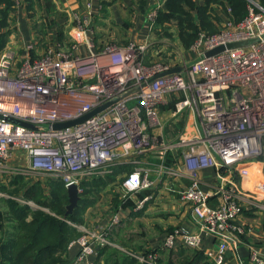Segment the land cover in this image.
<instances>
[{
	"label": "built area",
	"instance_id": "2783aa9c",
	"mask_svg": "<svg viewBox=\"0 0 264 264\" xmlns=\"http://www.w3.org/2000/svg\"><path fill=\"white\" fill-rule=\"evenodd\" d=\"M164 1L153 0L148 11L151 26ZM226 10L231 12L229 5ZM224 21L215 31H198L190 45L195 53L191 58H176L153 43L135 41L107 42L94 49L90 41L83 44L77 36L56 56L47 51L35 58L25 56L17 64L13 51L0 54V172L21 152L27 163L14 166L15 170L49 174L65 187L75 185L79 190L82 181L109 164L148 153L164 162L167 151L180 148L178 172L189 184L175 192L190 207L197 230L174 228L162 245L172 248L179 242L198 248L202 235H210L217 244L206 251L207 258L212 264H225L229 244L246 232L238 224L239 192L232 181L205 190L198 172L211 167L218 179L227 170L250 181L249 168L263 153L264 3L247 0V12L240 20L229 16ZM77 30H83L82 25ZM236 41L242 44L226 46ZM221 44L222 50L205 54ZM174 67L180 70L171 72ZM171 101L170 118L186 112L188 120L194 121L186 122L175 142L162 136L165 121L160 108ZM109 102L80 122L54 127ZM155 127L159 134L152 132ZM254 168L262 173L261 167ZM148 175V169L135 168L124 176L122 204L130 200L136 209L144 205L147 197L138 199L134 194L151 186ZM250 187L264 199V178L250 181ZM217 194L221 202L208 205ZM120 217L116 212L101 229L76 225L81 236L69 243L78 247L70 263L93 264L98 248L112 246L140 263L157 264L155 250L133 252L110 240L109 228L119 224ZM249 257L255 264H264V252L253 251Z\"/></svg>",
	"mask_w": 264,
	"mask_h": 264
},
{
	"label": "crops",
	"instance_id": "0c3cea01",
	"mask_svg": "<svg viewBox=\"0 0 264 264\" xmlns=\"http://www.w3.org/2000/svg\"><path fill=\"white\" fill-rule=\"evenodd\" d=\"M7 1H13V4L8 6ZM195 1L202 2L203 0ZM210 5L213 9V12L210 11L212 19H214L215 14L221 16L219 20L214 21L216 26L223 25L224 20L231 16V13L226 10L227 1L217 0ZM223 5L227 14L222 10ZM152 6L153 0H0V54L7 50L13 51V61L19 64L25 56L35 58L47 51L56 56L57 51L67 49L74 38L79 37L83 44L90 41L94 49L102 47L107 42L125 45L129 41H135L137 43H153L152 46H160L163 51L169 48L176 58L194 56L195 53L190 49V46L186 48L181 42L175 21L165 20L158 23H155V21L151 26L148 11ZM39 10L45 12L39 13ZM223 16H225L224 19ZM47 19H50L49 22ZM193 19L197 22V15H194ZM41 20H43L41 23L43 26L42 31H38L35 22H41ZM78 25H82L83 30H77ZM167 35L171 36L167 37ZM185 48L187 53H184ZM170 98L173 99V97ZM173 107V101L162 105L160 113L165 121L162 136L168 141L175 142L178 140V136L181 134L186 122L190 123L192 120H188L186 112L177 118H170L169 111ZM152 132L159 134V128H153ZM181 151L177 147L167 151L164 155V162H160L156 156L154 157L148 153L121 163L109 164L100 168L92 179H108L115 172L116 174H122L123 179L135 168L148 169V178L152 182L151 186L134 194V197L138 199L147 197L144 205L136 209L131 201V204L121 205L118 210H115V213L118 212L121 216L122 213L133 215L132 212L144 209V220L139 221L144 223L152 235L157 236L152 239V244H147L137 252L153 249L157 254H160V257L163 254H171L172 262L176 263L183 258L190 259L195 254H202L205 260L212 264L206 256V251L215 247L217 240L210 235H202L200 247L198 248H187L179 242H176L172 248H166L162 245L167 233L174 228H183L190 232L197 230L190 207L180 202L175 194V190L189 184V179L178 172V166L182 159ZM155 153H158V150ZM15 154V158L10 163L14 166L26 165L25 155L21 152ZM253 162L254 164L250 167H261L262 174H264L263 162L261 163L259 160ZM161 165L163 168H161ZM161 169H164L163 171L170 170L173 173L161 172ZM221 174L223 179H218L215 169L211 167L198 172L200 186L205 190L213 189L219 183L226 184V182L232 181L239 192L238 201L242 206V213L238 218V224L243 226L246 232L239 237L238 242L229 244L225 252V264H240V260L244 264H255L250 261L251 252L255 251L260 254L264 252V199L254 194L249 179H241L237 174H231L227 170H222ZM152 200L153 202L149 204ZM220 202L221 195L217 194L208 200V205L216 206ZM96 212L98 214L93 218V221H98L100 210L96 208ZM115 213H111V215ZM111 215L109 214L104 220L106 221L104 225L98 223L97 229L107 227ZM123 217H120V221L124 219ZM89 221V223H93L92 220ZM121 222L109 228L110 234L113 231L112 238L114 240L119 238L124 240L119 234L122 230L118 228L122 225ZM153 225L157 226L156 229L153 228ZM124 231L126 232V230ZM110 240L112 239L110 238ZM125 241L129 244L128 240L125 239ZM100 248H98V251ZM112 248L114 254L123 256L122 252L117 251L114 247ZM77 253V245L70 247L69 244L67 245V258L72 260ZM96 258L97 255L93 260L94 262ZM160 259L161 261L164 260V258Z\"/></svg>",
	"mask_w": 264,
	"mask_h": 264
},
{
	"label": "trees",
	"instance_id": "16d2710c",
	"mask_svg": "<svg viewBox=\"0 0 264 264\" xmlns=\"http://www.w3.org/2000/svg\"><path fill=\"white\" fill-rule=\"evenodd\" d=\"M217 0H165L163 8L158 10L155 23L165 20H173L178 26V35L184 47L188 48L196 39L200 29L208 32L217 29L215 20L221 18L214 15L212 19L210 11L211 3ZM221 1V0H220ZM231 8V18L240 20L247 12L246 0H226ZM264 3V0H258ZM13 1H7V5ZM223 11L225 7L223 5ZM227 14V12L225 11ZM197 15V22L193 16ZM264 146V139H263ZM98 184L101 179L91 180ZM51 196H42L37 183L26 187L21 178L13 180L12 193L18 194L22 188L23 198L34 201L48 211H53L57 216L65 214L68 196L66 187L60 181L51 183ZM0 190L9 189L0 184ZM82 201H78L74 211L65 216V219L52 216L45 211L33 209L28 205H18L12 199H6L8 210L0 211V264H71L70 259L62 257L66 255L69 241L77 238V229L68 224L70 221H79ZM131 204L130 200L122 205ZM26 217H30L29 220ZM70 241V242H71ZM181 255V254H179ZM104 256L103 262L101 258ZM173 264H210L202 254H195L193 258H183ZM94 264H139L133 257L114 254L111 247L103 246L97 254Z\"/></svg>",
	"mask_w": 264,
	"mask_h": 264
},
{
	"label": "rangeland",
	"instance_id": "374dc122",
	"mask_svg": "<svg viewBox=\"0 0 264 264\" xmlns=\"http://www.w3.org/2000/svg\"><path fill=\"white\" fill-rule=\"evenodd\" d=\"M247 2V0H246ZM44 10H39V13H44ZM47 12V10H46ZM38 13V12H37ZM225 18V16H223V19ZM35 19V18H34ZM37 20V19H35ZM48 22L50 19H47ZM43 22V20H41V22H35V26L38 28V31H42V25L41 23ZM40 25V26H39ZM222 26V25H221ZM221 26H217V27H221ZM76 30V29H73ZM43 35V32L41 33ZM171 36V35H170ZM169 35H167V37H170ZM169 39V38H168ZM155 45V44H154ZM157 46V45H156ZM165 53H169V55H174V53L172 52L171 49L166 48ZM178 53V52H177ZM184 53H187L186 48L184 50ZM191 53V52H190ZM150 55V54H149ZM150 58H152V56L150 55ZM191 58V57H188ZM263 153L258 157L255 158V160H259L261 161V163L263 162V167H264V146H263ZM254 160V161H255ZM9 167L7 169H4L0 172V184L3 185L4 187L8 188V191H3L0 190V211H6L8 210L7 205H6V199H12L15 202H17L18 205L22 206V205H28L30 207H32L33 209H37V210H42L45 211V213L52 215V216H57L53 211H48L46 208H44L42 205L31 201V200H27L26 198H23V194H22V188H19V192L18 194H13L11 189L13 188V180L15 178H21L22 180V184L24 185V187L30 185V184H34L37 183L39 188H40V192L42 196H51V183L52 182H57L59 181L57 178L55 179V177L49 175V174H43V173H39V172H33L30 171L28 169L26 170H15L13 167L14 165H12L10 162H8ZM115 170V169H114ZM113 170V172H114ZM264 172V169H263ZM249 174H250V181H255V180H260L264 178V174L263 176L261 175L262 173L259 172L257 173L255 171V168H249ZM122 179V174H116V172L114 174H112V177H108V179H101V181L98 184H95V182H92L91 180H84L82 181V183L79 186V190H78V195H79V202L82 201L81 203V207H79L80 210H78V213L80 212V223L79 221H70L68 220V224L71 227H75L76 225H81L84 226L86 229L88 230H95L97 228V224L99 223H106V221H104L108 215L111 213H115V210H118L119 207H121L122 203H121V187H120V182ZM62 183V182H61ZM176 191V190H175ZM175 194L177 195V193L175 192ZM177 199H178V195H177ZM153 202V200L149 203L151 204ZM69 204V201L66 202V211L65 214H60L57 217L61 218V219H65V216L67 214H70L74 211V208L67 213V205ZM109 207V208H108ZM100 210V215L97 218L98 221H93V218L98 214V212L95 213V209ZM110 209V211H109ZM143 211L144 209L137 211V212H132L133 215H126V213H122L124 215L121 214V216H124L123 220H121L120 224H122L121 226H118V228L122 229L120 230V236L123 239H116L114 240V238H112V233H109V238L112 239V241L116 242V244L121 245L123 247H126L130 250H132L133 252H137L140 251V248L147 246V244H152L151 241L154 237H156L157 235H152L151 231H149L144 223L140 222L141 220L143 221L144 216H143ZM112 216V215H111ZM27 220L30 219V217H26ZM92 220L93 223H89ZM140 220V221H139ZM104 221V222H103ZM156 224V223H155ZM155 226V227H154ZM156 225H153V228L156 229ZM76 228V227H75ZM152 228V229H153ZM126 230V232L124 231ZM154 231V230H153ZM152 231V232H153ZM77 238L79 236H81V231L77 229ZM130 238V241H129ZM126 240H128L129 244L126 243ZM71 241V240H70ZM69 241V243H70ZM68 243V244H69ZM110 247V246H108ZM112 248V247H111ZM113 249V248H112ZM123 256H127L130 257L129 254H122ZM156 255V263L157 264H173L172 260H171V254H163L162 257H160V254H155ZM67 255L63 254L62 257H66ZM133 257V256H132ZM160 258H164L163 261H161ZM134 260H136L135 257H133ZM104 260V256L101 258V261L103 262ZM139 264H143L140 263L138 260H136ZM58 264V263H57Z\"/></svg>",
	"mask_w": 264,
	"mask_h": 264
},
{
	"label": "water",
	"instance_id": "95a60500",
	"mask_svg": "<svg viewBox=\"0 0 264 264\" xmlns=\"http://www.w3.org/2000/svg\"><path fill=\"white\" fill-rule=\"evenodd\" d=\"M242 44L241 41H236V42H231V43H227L226 46L227 47H234V46H238ZM225 46L224 45H218L210 50H207L205 54H212L214 52H217L219 50H222ZM180 70V67H174L171 72H176V71H179ZM160 76V75H158ZM156 76V77H158ZM154 77V78H156ZM152 78V79H154ZM130 93V92H128ZM127 93V94H128ZM114 101V100H113ZM112 101V102H113ZM112 102H109L103 106H100V107H97L95 109H93L92 111H90L89 113L85 114L84 116H82L81 118L79 119H76V120H71V121H67L65 123H62L60 125H54V127H64V126H68V125H72V124H75L77 122H80L84 119H86L87 117L101 111L102 109H104L105 107H107L108 105H110ZM66 191H67V196H68V201H69V204L67 205V213H69L78 203V200H79V195H78V190H77V187L75 185H70L68 187H66Z\"/></svg>",
	"mask_w": 264,
	"mask_h": 264
}]
</instances>
